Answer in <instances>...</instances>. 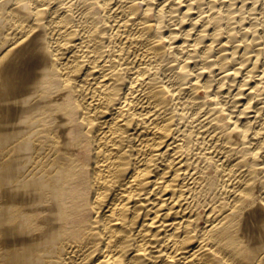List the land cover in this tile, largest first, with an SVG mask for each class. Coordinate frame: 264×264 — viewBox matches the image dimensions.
Instances as JSON below:
<instances>
[{"label": "bare ground", "instance_id": "6f19581e", "mask_svg": "<svg viewBox=\"0 0 264 264\" xmlns=\"http://www.w3.org/2000/svg\"><path fill=\"white\" fill-rule=\"evenodd\" d=\"M259 3L0 0V264H264Z\"/></svg>", "mask_w": 264, "mask_h": 264}, {"label": "rangeland", "instance_id": "374dc122", "mask_svg": "<svg viewBox=\"0 0 264 264\" xmlns=\"http://www.w3.org/2000/svg\"><path fill=\"white\" fill-rule=\"evenodd\" d=\"M263 1H264V0H260L259 6H258V8H257V9H258V10H257V13H259V12L262 10L261 8H262L263 6H261V5H264V2H263ZM262 2H263V3H262Z\"/></svg>", "mask_w": 264, "mask_h": 264}]
</instances>
